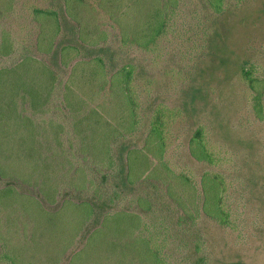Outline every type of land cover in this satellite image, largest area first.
Here are the masks:
<instances>
[{
    "label": "rangeland",
    "instance_id": "1",
    "mask_svg": "<svg viewBox=\"0 0 264 264\" xmlns=\"http://www.w3.org/2000/svg\"><path fill=\"white\" fill-rule=\"evenodd\" d=\"M7 1L0 0V168L4 169L0 187L14 186L48 210L65 199L93 200L98 221L109 209L141 212L134 199L152 188L144 181L130 184L126 180V156L130 149L142 147L150 108L162 102L180 110L168 125V166L174 174L188 176L198 188L204 171L222 175L224 204L232 222L223 226L199 209L192 212L194 221L179 226L182 208L158 197L147 220L153 226L152 236H159L153 239L164 264H264V109L262 118L257 117L254 92L241 72L246 67L264 78V0H241L237 5L231 0L232 11L224 20L213 15L203 0H183L175 19L179 26L187 21L190 29L161 53L121 45L117 29L109 22L104 25L110 31L106 52L82 46L84 60L105 55L109 72L126 62L139 66L143 77L138 82L149 93L141 101L143 123L132 132H124L128 123L124 107L115 104L119 102L109 84L100 87L92 64L79 66L74 82L69 81L75 60L65 66L55 54L36 48L37 24L30 10L35 3L50 7L51 0H15V6L6 9ZM85 15L94 31L93 17L87 11ZM106 19L98 15L97 23ZM72 39L68 29L61 35L63 42ZM199 128L212 152V163L190 154L189 140ZM109 131L113 134L107 135ZM105 139H109L112 167L103 162ZM148 156L151 168L157 161ZM157 165L158 175H173ZM89 175L98 192L87 189ZM177 191L184 196L183 187ZM22 225L13 207H0V264H8L3 256L4 238H12L13 245L27 239ZM84 240L83 232L75 248ZM31 247L24 248L25 262L50 264L40 261H47L50 246L42 249L41 256ZM71 249L60 264L68 262ZM114 255L109 260L113 264L116 260L119 264H156L134 246L124 259L120 248Z\"/></svg>",
    "mask_w": 264,
    "mask_h": 264
},
{
    "label": "trees",
    "instance_id": "2",
    "mask_svg": "<svg viewBox=\"0 0 264 264\" xmlns=\"http://www.w3.org/2000/svg\"><path fill=\"white\" fill-rule=\"evenodd\" d=\"M239 1L241 0H234V5ZM182 2L183 0H51L50 7L38 6L35 3L30 11L37 24L36 48L46 54H55L60 64L65 66H71L75 60L69 81L74 82L79 66L92 64L90 67L100 77V87L103 89L109 84L111 94H115L119 102L115 104L121 103L124 107L128 121L124 132L136 131L143 123L141 109L144 108V104L142 106L141 101L144 100V93H149L148 88H142L138 82L143 77L138 72L139 66L126 62L109 72L105 55L99 53L89 60H84L80 56L81 47L86 45L96 48L97 52H106L109 49L110 31L104 25L109 22L111 27L117 29L121 45L132 44L147 52L156 53L155 51L160 50L161 53L169 43L190 29L186 28L187 21L182 20L179 26L175 19L182 10ZM15 3V0H8L5 8H13ZM203 3L213 15L220 17V20L226 19L232 11L231 0H203ZM4 10L1 13H4ZM85 11L93 17L94 31L88 26ZM197 11L194 12L198 16ZM98 15L107 16L106 22L97 23ZM66 29L70 31L72 41H61V35ZM241 72L254 92L253 108L257 117L262 118L264 78L254 76L246 67H243ZM150 109L151 115L148 117L147 134L142 147L130 149L126 156V180L130 184L144 181L152 188V191H144L134 199L141 212L109 209L101 213L98 221V211L93 200L65 199L56 209L48 210L35 197L20 192L14 186L0 187V207H13L17 219L23 222L21 227L27 238L20 245L11 244L13 239L10 237L4 238L6 251L3 256L8 264H29L25 262L23 251L30 245L40 256L42 249L50 246L47 261L40 258V261L50 264H60L66 251L71 248L72 252L66 264H110L109 260L115 258L114 252L117 248L122 250L121 256L124 259L133 246L137 247L146 260L164 264L160 247L153 239L159 236H152L153 226L147 220L148 214L154 211L151 209L158 197L170 200L182 208L183 214L177 217L179 226H185L190 220L194 221L192 212H198L199 209L223 226L232 224L229 211L224 204L226 183L222 175L204 171L198 188L188 176L182 173L174 174L173 169L168 166L166 161L168 125L180 111L179 108H169L159 102ZM111 134L113 132L107 133ZM108 142L109 139L103 141L105 145L103 162L112 167L114 161L109 157ZM189 151L198 161L208 163L214 161L203 128L197 129L191 136ZM148 154L154 157L159 166L168 169L173 175L166 177L158 175L156 163L150 168L152 161L150 162ZM3 171L4 169L0 168V176ZM86 180H89L86 183L87 189L94 188L98 192L94 178L89 175ZM180 186L183 187L184 196H180L177 191ZM142 210L145 211L144 215L147 214L146 220ZM83 232L85 240L82 246L76 249L78 237ZM115 264L119 262L116 260Z\"/></svg>",
    "mask_w": 264,
    "mask_h": 264
}]
</instances>
